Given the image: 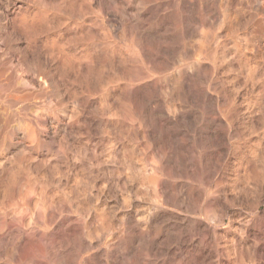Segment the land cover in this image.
Wrapping results in <instances>:
<instances>
[{
	"label": "clouds",
	"instance_id": "1",
	"mask_svg": "<svg viewBox=\"0 0 264 264\" xmlns=\"http://www.w3.org/2000/svg\"><path fill=\"white\" fill-rule=\"evenodd\" d=\"M0 264H264V0H0Z\"/></svg>",
	"mask_w": 264,
	"mask_h": 264
}]
</instances>
